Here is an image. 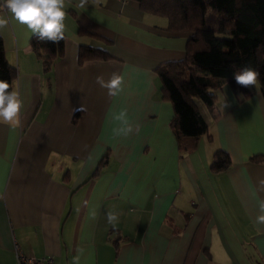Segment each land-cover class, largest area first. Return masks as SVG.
Here are the masks:
<instances>
[{"label":"crops","instance_id":"0c3cea01","mask_svg":"<svg viewBox=\"0 0 264 264\" xmlns=\"http://www.w3.org/2000/svg\"><path fill=\"white\" fill-rule=\"evenodd\" d=\"M77 3L65 0L63 55L49 72L30 47L35 35L0 9L9 18L0 39L24 102L18 125L0 123V264H17V251L73 264L80 248L81 264H264V227L254 223L264 162L251 161L264 156L258 85L240 100L224 84L215 119L197 101L207 133L181 152L155 69L182 60L191 33L169 31L166 18L132 0H88L86 10ZM80 46L109 58L79 64ZM114 72L125 87L110 97L96 77ZM121 112L131 135L115 134ZM218 150L231 166L213 173ZM108 212L118 214L115 227Z\"/></svg>","mask_w":264,"mask_h":264},{"label":"trees","instance_id":"16d2710c","mask_svg":"<svg viewBox=\"0 0 264 264\" xmlns=\"http://www.w3.org/2000/svg\"><path fill=\"white\" fill-rule=\"evenodd\" d=\"M147 13L164 17L172 32L191 33L185 57L166 62L155 69L160 83L161 98L171 103L173 118L170 127L179 151H187L207 133V125L196 102H201L213 119L216 92L227 84L233 93L244 100L250 95L248 88L235 82L233 72L251 67L260 73L258 88L264 99V0H132ZM80 32V30H79ZM64 41L30 39V47L49 72L54 62L63 55ZM109 56L99 49L80 46L78 63L106 60ZM15 69L4 54L0 39V79L12 84ZM11 90V89H10ZM107 155L97 164L90 178L95 177L106 164ZM253 162H264V156H254ZM227 153H214L209 169L213 173L229 169Z\"/></svg>","mask_w":264,"mask_h":264},{"label":"clouds","instance_id":"9594fccd","mask_svg":"<svg viewBox=\"0 0 264 264\" xmlns=\"http://www.w3.org/2000/svg\"><path fill=\"white\" fill-rule=\"evenodd\" d=\"M71 2V0H69ZM76 7L87 9L88 0H78ZM0 9L11 14V19L21 26H26L31 35L37 36L41 41L59 43L65 40V0H0ZM9 25V18L0 15V32ZM235 82L245 88H254L258 85L260 73L248 66L241 67L233 72ZM96 83L102 89L107 90L110 97L120 95L125 87L124 76L116 72L112 73L108 80L102 75L96 77ZM11 89V90H10ZM23 100L19 93L13 89L9 81L0 79V123L16 126L19 124V115L23 107ZM228 105L224 103V108ZM83 111V107L80 109ZM127 113L121 112L115 119L122 122V126L115 129L117 136H128L136 131V128L126 119ZM264 184V181L261 182ZM95 216V213H93ZM109 224L115 227L118 222V214L107 213ZM254 223L264 227V201L259 203V212ZM85 249H77V255L73 257V264H81Z\"/></svg>","mask_w":264,"mask_h":264},{"label":"built area","instance_id":"2783aa9c","mask_svg":"<svg viewBox=\"0 0 264 264\" xmlns=\"http://www.w3.org/2000/svg\"><path fill=\"white\" fill-rule=\"evenodd\" d=\"M17 264H55L54 260L50 256H45L41 258H35L30 256H25L18 251L16 252Z\"/></svg>","mask_w":264,"mask_h":264}]
</instances>
